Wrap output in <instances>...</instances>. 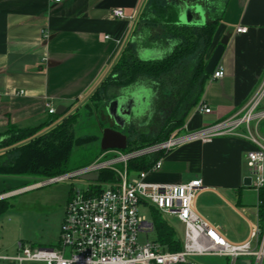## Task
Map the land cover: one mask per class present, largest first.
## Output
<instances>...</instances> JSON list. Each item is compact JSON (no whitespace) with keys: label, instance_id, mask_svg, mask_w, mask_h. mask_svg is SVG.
Wrapping results in <instances>:
<instances>
[{"label":"crops","instance_id":"0c3cea01","mask_svg":"<svg viewBox=\"0 0 264 264\" xmlns=\"http://www.w3.org/2000/svg\"><path fill=\"white\" fill-rule=\"evenodd\" d=\"M149 1L0 0V134L13 126L39 127L70 116L74 107L104 85L130 42H138L143 59L165 55L164 47L146 44L150 28L156 26L144 13ZM175 3L179 17L186 5L204 6L206 22L210 9L223 10L207 59L224 36L230 38L219 64L225 74L219 79L211 76L203 97L212 112L194 108L182 130L193 131L243 115L256 100L258 109H264V0ZM117 7L135 15V20L113 17L112 10ZM240 26L248 31L238 32ZM128 88L153 91L145 115L131 120L143 122L154 106V89L145 79ZM50 106L55 113H50ZM59 107L62 113H57ZM252 137L264 141V119L253 120L234 134L216 137L212 142H192L164 153L160 156L161 168L151 172L148 179L165 183L202 179L205 189L197 199L198 211L220 225L230 240L243 241L257 222L259 211L258 200L251 194L252 185L244 184V178L250 176L246 153L255 147ZM28 179L0 175V201H9L22 192L29 186L25 185ZM203 195L209 196L208 209L200 205ZM2 256L8 255L0 250V259ZM224 261L214 264H227Z\"/></svg>","mask_w":264,"mask_h":264},{"label":"built area","instance_id":"2783aa9c","mask_svg":"<svg viewBox=\"0 0 264 264\" xmlns=\"http://www.w3.org/2000/svg\"><path fill=\"white\" fill-rule=\"evenodd\" d=\"M60 2L61 0H55ZM115 18L135 20L123 8L112 10ZM246 33L247 27L237 28ZM225 71L217 67L211 75L222 78ZM20 93H23L21 91ZM197 111L211 113L205 101ZM50 113H55L50 106ZM264 109H258V100L240 116L230 117L196 130H178L156 143L126 150L103 152L92 162L55 176L40 178L22 190L38 188L70 179L83 180L84 186L75 188L67 202L57 247H39L19 242V253L2 256L9 261L43 262L45 264H201L200 257L227 259V264H264V223L259 211L257 222L243 241H232L220 225L210 222L196 206L205 189L200 178L181 183L154 182L151 172L161 168L159 158L149 169H132L131 163L146 157L161 156L170 150L192 142H212L216 137L234 134L242 125L263 120ZM255 147L246 153L251 185L259 193L264 187V141L252 137ZM109 175L104 179L101 174ZM98 174L97 180H84L83 176ZM259 201L257 203V209ZM155 209L166 218L175 216L183 231L175 228L181 248L171 250L157 238L156 222L141 209ZM145 234L146 241H140Z\"/></svg>","mask_w":264,"mask_h":264},{"label":"trees","instance_id":"16d2710c","mask_svg":"<svg viewBox=\"0 0 264 264\" xmlns=\"http://www.w3.org/2000/svg\"><path fill=\"white\" fill-rule=\"evenodd\" d=\"M222 11L210 9L209 18L203 25H183L179 23L175 0L149 1L144 13L156 26L150 28L146 44L160 45L167 52L159 58L143 59L138 53V42H130L114 72L94 93L107 102L141 79L152 85L156 99L150 115L143 122L134 120L126 127L128 138L135 144L129 145L128 149L156 143L182 130L189 114L204 102L207 83L211 79L205 71L207 54L222 20ZM75 119L71 114L61 121L54 119L50 124L56 125L51 131L39 135L42 126H13L7 133L0 134V150H6L0 154V175L43 178L69 171L73 149L85 142L75 137ZM150 128L154 130L150 131ZM159 158L138 159L131 167L147 170ZM107 176L101 174L102 179ZM258 201L263 224L264 187L258 193ZM8 206L9 201H0V213ZM155 222L157 239L171 250L180 249L181 242L175 229L161 219Z\"/></svg>","mask_w":264,"mask_h":264},{"label":"rangeland","instance_id":"374dc122","mask_svg":"<svg viewBox=\"0 0 264 264\" xmlns=\"http://www.w3.org/2000/svg\"><path fill=\"white\" fill-rule=\"evenodd\" d=\"M142 88L145 87H138V89ZM147 91L146 108L149 109L153 101V91ZM108 105L109 101H102L97 95L93 94L88 100L74 107L71 116L76 118L74 126L75 137L83 139L85 142H82V144L77 145L73 149L69 161V170L92 162L104 152L101 149L103 130L106 127L115 126L107 113ZM55 125L50 124V122L41 125L42 128L38 135L50 132ZM131 141V138H129V145L134 144ZM5 151L1 149L0 154L5 153ZM39 180L40 178L30 177L25 185H32ZM84 182L79 179L54 182L38 188H30L9 198L8 208L3 213H0L1 254L17 255L20 252L19 242L35 247V249L39 247L50 248L59 246L60 235H62L61 225L64 220L67 202L71 198L74 189L84 186ZM252 189L251 194H253V198L258 200V192L255 188L252 187ZM208 198V195H203L200 198V205L205 209L209 208ZM141 210L148 218L156 221L161 219L171 225L173 229L178 228L180 231H183V224L175 216L166 218L155 209L149 210L143 207ZM148 237L145 234H141L139 240L146 241L147 238L150 240L158 238L157 233H149ZM199 260L205 261L208 264H214L219 260L227 261V259L219 257H200ZM0 264L20 263L13 260L0 259ZM22 264L45 263L24 262Z\"/></svg>","mask_w":264,"mask_h":264},{"label":"water","instance_id":"95a60500","mask_svg":"<svg viewBox=\"0 0 264 264\" xmlns=\"http://www.w3.org/2000/svg\"><path fill=\"white\" fill-rule=\"evenodd\" d=\"M207 9L197 4L186 5L185 10H182L179 17V23L183 25H203L206 23ZM230 38L224 36L220 43L216 46L211 56L209 57L205 71L212 75L215 69L219 66L221 58ZM147 93L143 90L133 91L129 88L125 89L123 94L116 96L109 101L107 107L108 115L114 121V127H106L103 130L101 140V149L104 152L110 150H125L128 148V134L124 132L125 128L131 123L133 118H138L145 115ZM62 107H59L57 113H62ZM84 180H97L98 174L83 176ZM246 186L251 185V177L244 178Z\"/></svg>","mask_w":264,"mask_h":264}]
</instances>
